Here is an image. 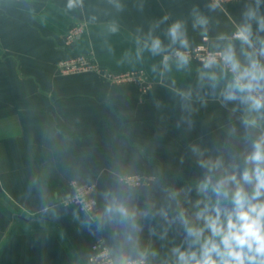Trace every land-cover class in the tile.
<instances>
[{"label": "crops", "instance_id": "1", "mask_svg": "<svg viewBox=\"0 0 264 264\" xmlns=\"http://www.w3.org/2000/svg\"><path fill=\"white\" fill-rule=\"evenodd\" d=\"M67 2L0 1V264H88L99 238L116 258L118 230L97 227L104 194L131 193L143 208L148 192L161 199L157 181L194 189L201 169L190 145L211 150L237 123L230 112L239 106L220 97L223 81L214 89L201 79L221 69L192 63L178 68L169 60L165 71L163 55L153 56L142 42L151 31L168 46L167 54L180 49L166 30L182 21L187 49L207 37L208 48L221 52L228 41L219 38L232 36L253 0H83L72 10ZM198 15L207 18L206 27H194ZM73 23L85 32L68 49L62 43ZM234 43L239 54V41ZM87 52L107 72L143 71L148 91L111 84L91 71L59 73L60 60ZM186 116L191 126L182 121ZM134 174L153 180L135 188L123 180ZM73 182L95 184L94 215L60 204ZM191 195L195 199V191ZM141 223V247L158 253L147 264H172L170 250L183 244L182 229L159 217Z\"/></svg>", "mask_w": 264, "mask_h": 264}, {"label": "clouds", "instance_id": "2", "mask_svg": "<svg viewBox=\"0 0 264 264\" xmlns=\"http://www.w3.org/2000/svg\"><path fill=\"white\" fill-rule=\"evenodd\" d=\"M261 2L253 0L246 5L242 21L232 36L219 38L228 41L219 56L203 63L204 69L218 67L221 73H202L201 79L211 81L214 89L223 81L220 91L223 102L239 107L230 112V118L235 117L237 123L227 126L223 142L215 143L211 150L202 149L199 144L190 145L201 169L194 189L191 186L176 189L157 181L161 199L157 201L150 191L143 208L134 202L131 193L104 194L106 205L102 220L97 218V227L111 224L118 230L120 240L113 264H147L149 256L158 255L140 244L144 230L141 221L157 217L182 229L183 244L170 250L172 264H264V35H261L264 14L260 11ZM82 6L83 0L67 2L69 10ZM115 6L122 8L119 3ZM163 19L166 21L168 17ZM207 24V18L198 15L194 27ZM110 30L116 32L117 28L113 26ZM166 35L172 45L188 48L182 21L172 23ZM234 41H239V54ZM142 49L153 56L163 55V69L170 70L168 46L151 31L143 39ZM173 55L178 68L188 65L189 58L184 52L176 50ZM182 121L192 124L190 116L183 117ZM193 191L195 199L191 195Z\"/></svg>", "mask_w": 264, "mask_h": 264}, {"label": "built area", "instance_id": "3", "mask_svg": "<svg viewBox=\"0 0 264 264\" xmlns=\"http://www.w3.org/2000/svg\"><path fill=\"white\" fill-rule=\"evenodd\" d=\"M5 1V0H0ZM240 0H210L213 5H223L230 3H238ZM85 32V26L81 23H73L66 31L63 39L64 46L68 49L73 48L79 39ZM207 37L202 38V43L198 44L192 49H174L170 52L171 59L175 61L173 53L176 50L184 52L188 58L189 63L203 67V63L206 59L212 56H219L220 52L211 51L207 46ZM220 69V68H219ZM57 70L62 75H74L80 73L93 72L102 76L106 81L111 84H132L137 86L142 92H147L149 85L146 82L143 71H136L131 73L114 74L103 70L94 60L91 52L87 53H73L72 55L60 60L57 63ZM124 182L133 187L147 186L152 182V177L147 175H127L123 178ZM95 184L86 183L78 184L71 183L70 192L64 197L60 204L66 207L74 206L77 210L86 215L92 216L95 214L96 203L94 199ZM115 260L109 246L104 239L99 238L92 246L91 251L87 258L88 264H113Z\"/></svg>", "mask_w": 264, "mask_h": 264}]
</instances>
